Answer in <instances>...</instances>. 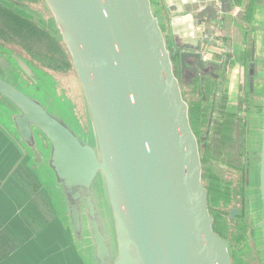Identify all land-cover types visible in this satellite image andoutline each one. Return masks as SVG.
<instances>
[{"label":"water","instance_id":"water-1","mask_svg":"<svg viewBox=\"0 0 264 264\" xmlns=\"http://www.w3.org/2000/svg\"><path fill=\"white\" fill-rule=\"evenodd\" d=\"M199 1L197 15L192 12L195 37L177 39L171 49L151 0H43L81 86L92 130L87 136L67 112L62 110L70 125L0 78V95L16 108L8 112L14 133L27 144L38 142L47 157L43 166L54 176L83 257V232L91 237L88 264H233L228 243L214 231L199 140L182 90L199 77L220 80L223 69L205 58L208 49L202 53L215 45L211 37L221 22L215 0ZM230 2L223 0L224 14L232 11ZM20 67L35 76L23 61ZM43 90L52 98L50 89ZM261 109L264 245V98ZM99 216L114 224L113 259Z\"/></svg>","mask_w":264,"mask_h":264},{"label":"crops","instance_id":"crops-1","mask_svg":"<svg viewBox=\"0 0 264 264\" xmlns=\"http://www.w3.org/2000/svg\"><path fill=\"white\" fill-rule=\"evenodd\" d=\"M164 2L174 44L177 39L186 42L195 37L198 21L192 12H198L200 1ZM247 2L231 0L232 11L224 14L217 27L228 52L212 60L223 66L219 99L226 98L229 112L238 117L242 104L255 110L250 120L259 131L264 98V3L257 1L251 9ZM172 7H176L174 12ZM8 112L13 115L16 108L0 95V264H88L76 245L54 176L43 166L47 157L39 154L38 142L27 144L15 135ZM217 114V124L224 122L220 107ZM43 147L47 148L46 142Z\"/></svg>","mask_w":264,"mask_h":264},{"label":"rangeland","instance_id":"rangeland-1","mask_svg":"<svg viewBox=\"0 0 264 264\" xmlns=\"http://www.w3.org/2000/svg\"><path fill=\"white\" fill-rule=\"evenodd\" d=\"M7 1L9 0H0V7L10 10V5L5 3ZM15 3V8L21 11V15L28 17L30 19L29 22L36 25V27L42 26L43 28L50 30L49 32H52L55 40L64 44L60 32L56 27L55 21H52L49 17L51 12L46 10L44 2L41 9L37 7L30 8L26 5L24 6L19 3V1ZM154 9L156 10L155 16L163 23L164 17L160 14L158 7L154 6L153 10ZM46 14H49V16H46ZM3 21V17L0 15V27H5V23ZM47 22L49 24H46ZM53 27L56 28L53 29ZM22 34L23 33H21L19 29L16 30V28H11L9 26V28L6 29V32L0 33V41L11 50L10 52L17 53L31 62V67L33 71H35V79H38V85H34L30 80L31 78L27 77L25 73H22L19 69H15L14 67L16 66L11 67L12 72L8 70L4 71L3 67L0 66V75L6 80H10L11 73L16 71V73L20 75L21 78H19V81L22 83L19 84L20 86L18 88L25 90L26 93L32 94L35 99L42 102V104L48 108L52 115L59 117V119L62 118V120L68 123L62 114V110L67 112L70 122L73 125H79L82 130V134L87 136L89 133H92L87 106L74 69L69 68L66 70V73H64L63 69H61L62 71L58 74H54L52 71V68L57 65L55 62L58 61V65L63 64L66 66L67 61H71L69 51L65 44L61 47L62 50L64 48L63 55H60L57 48L52 49L50 46V50H48V46L46 47L45 41L37 42V39L32 38L31 35L22 36ZM174 45L173 40L170 48L172 49ZM215 46L216 44L210 47ZM205 49L209 48H204L202 53ZM224 54L227 53H221L220 55L223 56ZM48 57L52 59L58 58V60L54 61L52 64V62L48 61ZM175 68L177 70L176 64ZM43 89H50L52 92V98L50 96L47 98L43 93ZM56 99L60 104L54 101ZM262 105L263 103L260 106ZM248 107L249 106L247 104H242L240 106L241 112L238 117L237 114L229 112L230 109L228 108L227 102L223 103V106H220V119H223L224 122H221L222 120H220L217 125V122L215 121L212 123L210 128H207L208 120L205 119V109L202 108V114L196 117L195 128L193 125L192 128L194 132H199L204 137L205 134L209 136V139L206 141L199 140L197 137L200 145L203 165V183L205 187L207 188L209 184L211 185L215 183L214 179L210 180V177H206L211 175L220 179L223 183V187L227 184L230 185L224 187L227 198H224L222 201L225 202L226 199L229 201L228 205L225 207L226 209H222L220 205H209L211 216L214 219V231L228 243L233 264H264V245L261 225L262 210L259 200V178L257 180V177L259 176L251 152L244 155V153L251 150L249 143L250 139H253L255 132L253 122L250 120L255 110L250 111ZM223 123L225 124L223 125ZM219 128L222 129L220 131L221 135H219ZM204 143L209 144L208 147H210L209 153L205 155V165L203 160L204 155H202V149H204L202 147L205 145ZM252 147H254L253 144ZM238 148L240 149V152H243V155H241V159L244 162L243 165L247 164L246 168L251 169V174H249L246 169L247 175L244 176V187L242 186L244 188V191H242L243 194L241 197L237 198V201H235V188L238 177L233 174H226V172L219 167V164L227 166V162H231V164L236 165V159L238 156L235 153ZM97 198V204H99L98 207L104 209L105 205L104 201H102L103 196L98 193ZM234 208L238 209V214L234 219H231L230 212ZM99 219L102 221V231L105 234L107 245L111 247L110 249H112L110 258L113 259V257L116 256V248L114 245L115 240L113 238V233L111 232L113 231L112 227L114 224L109 221L107 223L104 216H99ZM83 234L85 235L84 237H81L83 238L81 239V243H83L82 249L84 250L83 254L84 257H88L85 243L88 244L89 242L91 244V237L88 236L87 238L85 232H83ZM111 259L108 260L110 263L112 262ZM95 264H99L98 261H96Z\"/></svg>","mask_w":264,"mask_h":264},{"label":"trees","instance_id":"trees-1","mask_svg":"<svg viewBox=\"0 0 264 264\" xmlns=\"http://www.w3.org/2000/svg\"><path fill=\"white\" fill-rule=\"evenodd\" d=\"M151 1H152V5L158 7L160 14L164 17V23H162V29H163V32L166 36V41H167L168 46H171L172 45V35L170 33V29L168 27V22H167L168 21L167 3H165L164 0H151ZM257 1L264 3V0H251V1L248 0L246 5L248 6V8L253 9V7L256 5ZM154 6H153V8H154ZM153 11L155 14L156 10L154 9ZM12 12L9 9H4L3 7H0V15H2L3 20H4L3 22L5 23V27H0V33L6 32V29L9 28V26H10L11 28H16V30L19 29L20 32L23 33L22 36H27L30 34H31V36H33V35L41 36L42 31L39 30L36 27V25H34L33 23H31L27 20H24V19L18 17L14 12H13L14 14ZM170 12L173 13L174 11L173 12L170 11ZM12 33L14 34L13 31H12ZM43 35H44V37H49L52 40L49 43L51 48L52 49L57 48L58 53H60V55H63L64 48L62 50L61 47H63L64 44L56 41L55 39H52L48 34H43ZM46 35H48V36H46ZM9 37H10V35H9ZM53 60L57 61L58 58L53 59ZM173 60L177 66L176 73L179 75L180 74V68L178 66V57H173ZM51 62H52V64L54 63L53 61H51ZM55 64H57V65L52 68V71L54 74H58L60 71H62L61 69H63V72L66 73L67 69L73 68L71 61H69V62L67 61L66 66L63 64L58 65V61L55 62ZM36 71L39 72L38 70H36ZM182 90H183V95H184L185 100L190 105V119H191V124L193 125V127L195 128L196 117L200 116V114H202L201 110H202V108H204L205 109V112H204L205 113V119L208 120L207 121L208 122L207 128L208 127L210 128L212 123L216 121V114H217L218 107H220L221 105L223 106V103L226 102L224 98L222 100V99H219L220 96L218 97V94L221 90L220 84L218 83V80L211 78V77H206L203 79L199 77V78H196L191 85L184 86L182 88ZM220 113H221V110H220ZM221 130L222 129L219 128V135H220ZM195 133H196V136L199 138V140H204V138L207 136L205 134V137H204L199 132H195ZM209 148L210 147H208L207 149L206 148L202 149V155H204V157H203L204 165L206 162L205 161V157H206L205 155H207V153H209ZM206 177H210V180L214 179V182H215V183H213L211 185L209 184L207 186V189L209 190V205L210 206H212L214 204L217 206L220 205L222 209H226L225 207L228 205L229 201H228V199H226L225 202L222 201V200H224V198H227L226 191H225L224 187H227L230 185L227 184L223 187L222 181L214 175L206 176ZM221 208H219V209H221Z\"/></svg>","mask_w":264,"mask_h":264},{"label":"flooded vegetation","instance_id":"flooded-vegetation-1","mask_svg":"<svg viewBox=\"0 0 264 264\" xmlns=\"http://www.w3.org/2000/svg\"><path fill=\"white\" fill-rule=\"evenodd\" d=\"M17 1H19V3L23 4L24 6L25 5L29 6L30 8L37 7L39 9H41V7L43 5V0H9V1L5 2L8 5H10L9 8H10L11 12L13 11L18 17H20V18H22L24 20H27V21H29L30 19L28 17H26L25 15H21L22 14V13H20L21 11L19 9L15 8V6H16L15 2H17ZM46 16H49V14H46ZM49 17L52 19V21H54L52 14H50ZM46 24H49V23L47 22ZM37 28L42 31L41 36L33 35L32 38H36L37 42L38 41H45L46 47L48 46L47 48H48V50H50L51 47H50L49 43L52 40L49 37H44L43 34H48L52 39H55L54 35L52 34V32H49L50 30H47V29L43 28L42 26L41 27L37 26ZM55 28L56 27H53V29H55ZM48 35H46V36H48ZM10 51L11 50L8 49V47L3 42L0 41V66L3 67L4 71L8 70V71L12 72V68L11 67H14V66H16V67H14L15 69H19L20 71H22L21 67H20V63H21V61H23L26 65H28L30 67L31 72L34 73L32 67H31L32 64H30L31 62H29L27 60V58H25V57H23V56H21V55H19L17 53L10 52ZM51 52H52V50H51ZM47 59H48L49 62H51L53 60L52 58H49V57ZM53 62H54V60H53ZM5 66H7V67H5ZM22 73H24V72L22 71ZM25 75L27 77H30L26 73H25ZM0 78L4 79L5 81H7L8 83L12 84L14 87H17V88L20 86L19 84H22L19 81V78H21V77H20V75H18L16 73V71L14 73H11V79L10 80H6L1 75H0ZM30 78L29 79L33 82V84L37 86L38 85V79H35V76H33V78L32 77H30ZM218 82H219V80H218ZM221 84L224 85V81H221ZM219 96H220V92L218 94V97ZM208 139H209V136H206L204 138L205 141L208 140ZM253 139H250V143H249V146H250L251 150L246 152V153H244V155H247V154H249L251 152V155L253 157V161L256 164V170L258 171V168H259V153L258 152H259L260 145L258 143V141H259V131H258V129H256V127H255V132H254ZM204 144H203L204 145L203 148L207 149L209 144H206V143H204ZM252 144L254 145V147H252ZM244 152H245V150H244ZM242 153L243 152L242 151L240 152V149L238 148L236 153H235L238 156L237 159H236V162H237L236 165L231 164V162L228 163L227 161H226L227 164H228L227 166H223V165L219 164V167L223 171H225L226 174H233L234 176L238 177V181L236 183V188H235V199H234L235 201H237V198L241 197V195L243 194L242 191H244V188H243L244 187V176L247 175V171H246V169H247L246 165L247 164L243 165L244 162L241 159V155H243ZM247 170H248V173L251 174V169H247ZM258 178L259 177H257V180H258ZM233 211H235V214H233V216H232L231 213ZM237 214H238V209H236V208L232 209V211L230 212V218L234 219Z\"/></svg>","mask_w":264,"mask_h":264},{"label":"built area","instance_id":"built-area-1","mask_svg":"<svg viewBox=\"0 0 264 264\" xmlns=\"http://www.w3.org/2000/svg\"><path fill=\"white\" fill-rule=\"evenodd\" d=\"M215 6L217 8V13L218 16L220 17V20L222 19V17L224 16V12H223V0H215L214 1ZM211 39L216 42V46L215 47H209L208 52L206 53V57L207 59H211L216 55V54H221V53H227L228 52V48L225 47L223 44H221L220 39L218 38V31L215 35H213L211 37ZM206 48V47H205Z\"/></svg>","mask_w":264,"mask_h":264},{"label":"bare ground","instance_id":"bare-ground-1","mask_svg":"<svg viewBox=\"0 0 264 264\" xmlns=\"http://www.w3.org/2000/svg\"><path fill=\"white\" fill-rule=\"evenodd\" d=\"M218 33H219V32H218ZM218 38H219V37H218ZM220 38H221V37H220ZM220 38H219V39H220Z\"/></svg>","mask_w":264,"mask_h":264}]
</instances>
